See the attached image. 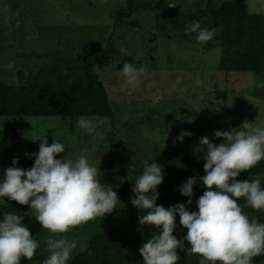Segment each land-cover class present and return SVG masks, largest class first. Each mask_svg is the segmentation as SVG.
I'll use <instances>...</instances> for the list:
<instances>
[{"label": "rangeland", "instance_id": "1", "mask_svg": "<svg viewBox=\"0 0 264 264\" xmlns=\"http://www.w3.org/2000/svg\"><path fill=\"white\" fill-rule=\"evenodd\" d=\"M207 1L133 0L131 15L116 22L115 13L127 8V0H0V55L15 49L32 56L22 63H0V81L17 83L19 70L28 73L46 66L71 72L81 66V46L99 39L94 70L114 109L111 117H87L103 121L95 138L77 126L80 117L0 116V180L14 158H19L18 167L31 168L35 158L30 154L38 152L40 140L47 137L50 145L56 137L65 145L57 159L75 161L86 149L90 165L100 169V182L112 185L117 194L122 185L120 157L172 158L184 177L196 176L204 187L199 176L205 174V161L193 150L201 137L221 143L213 130L230 131L245 120L253 128H264V71L218 68L222 33L200 13ZM211 1L219 6L226 0ZM247 4L249 12L264 14V0ZM193 21L214 28L213 39L201 45L195 33L186 34ZM127 59L146 68L135 89L117 69ZM182 131L191 135L180 141ZM0 204L18 203L0 198ZM99 230L91 220L62 236L82 244ZM44 252L31 260L21 257L20 264H37L39 256L38 264H43L50 255Z\"/></svg>", "mask_w": 264, "mask_h": 264}, {"label": "clouds", "instance_id": "2", "mask_svg": "<svg viewBox=\"0 0 264 264\" xmlns=\"http://www.w3.org/2000/svg\"><path fill=\"white\" fill-rule=\"evenodd\" d=\"M184 31L195 33L201 45L212 40L216 32L214 28H201L197 21ZM145 72V66L135 67L126 62L121 75L126 84L135 89ZM98 123L82 116L77 126L95 138L100 135ZM190 135V132L182 131L177 139L182 141ZM213 136L223 142L217 144L203 136L193 146L197 159L205 161V174L199 176V180L206 190L196 201L198 211H189L184 203L168 208L157 205L158 186L164 180L163 166L157 162L145 163L142 175L136 179L131 203L141 212L147 210L139 217V223L159 230L139 248L143 264H177L180 259L178 248L186 254L201 257L199 264H252L254 257L264 255V223L258 222L256 217L249 219L237 203L244 198L246 206L264 211L261 180L258 176L243 181L236 179L241 172L250 170L264 159V128H253L245 120L230 131L213 130ZM40 141L38 152L30 154L35 158L31 168L18 167L17 157L4 170L0 198L30 205L35 220L52 234L46 241L50 255L43 264H67L77 242L63 238L62 234L112 213L119 197L112 185L100 182V169L90 165L86 149L75 161L64 156L57 159L58 154L65 153V145L56 137L50 145L47 137ZM134 171L130 168L127 176ZM120 179L121 182L127 180ZM196 183L197 177L191 176L179 187L180 193L188 197V204L192 203ZM177 213L180 225L187 229L182 239L173 234ZM23 219L13 213H3L0 264H20L21 257L28 260L34 257L38 243ZM185 244L189 246L187 249ZM79 248L81 252L87 251L84 244Z\"/></svg>", "mask_w": 264, "mask_h": 264}, {"label": "trees", "instance_id": "3", "mask_svg": "<svg viewBox=\"0 0 264 264\" xmlns=\"http://www.w3.org/2000/svg\"><path fill=\"white\" fill-rule=\"evenodd\" d=\"M132 11L133 0H127V8L116 11L115 21L129 17ZM200 13L203 17L212 19L211 22L205 20L207 25L221 28L223 50L217 64L219 69L234 72L264 71V14L249 12L247 0H226L219 6L208 0ZM101 43L99 39L86 41L81 46V66L73 68L71 72H64L56 66H46L28 73L19 70L17 83L0 81V116L111 117L114 113L113 105L94 70L97 63L96 51ZM126 62L131 63V60L127 59ZM122 66V63L117 64V69L122 70ZM153 162L162 165L164 173L163 183L158 186L157 205L168 208L184 203L189 211H198L196 201L206 189L197 180L192 203L188 204V197L179 191V187L188 178L177 170L174 159L155 157L141 160L120 157L117 159V170L127 180L122 182L118 190L119 202L112 213L92 220L100 226V230L82 243L86 245L87 251L81 252L80 244L77 243L78 247L73 250L67 264H143L139 248L151 235L158 234L159 230L155 226L139 223V217L146 214L147 210L141 212L132 205L131 199L135 196L132 187L142 175L145 163ZM130 168L135 171L127 176ZM255 176L260 178L261 189H264V159L250 170L241 172L236 179L250 180ZM237 203L249 219L256 217L258 222L264 223V211L246 206L244 198H240ZM4 212L24 217L23 223L38 243L36 253H49L46 241L52 234L35 220L30 205L0 204V220ZM176 225L173 234L182 239L187 234V229L180 225L178 213ZM188 247L185 244V249ZM177 252L180 256L177 264H199L201 257L198 255L186 254L179 248ZM39 260L40 256L37 264ZM263 260L264 255L256 256L252 264H259Z\"/></svg>", "mask_w": 264, "mask_h": 264}, {"label": "crops", "instance_id": "4", "mask_svg": "<svg viewBox=\"0 0 264 264\" xmlns=\"http://www.w3.org/2000/svg\"><path fill=\"white\" fill-rule=\"evenodd\" d=\"M17 54L15 52V49H6L1 55H0V63L6 62L9 59H14L15 61H18V63H22L23 61L29 59L32 56H29L25 53V55ZM3 82V81H1Z\"/></svg>", "mask_w": 264, "mask_h": 264}]
</instances>
